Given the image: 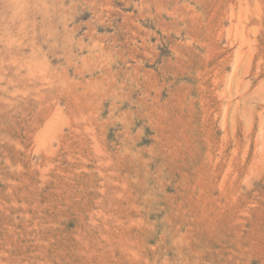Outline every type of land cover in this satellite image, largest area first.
<instances>
[{
    "label": "rangeland",
    "instance_id": "rangeland-1",
    "mask_svg": "<svg viewBox=\"0 0 264 264\" xmlns=\"http://www.w3.org/2000/svg\"><path fill=\"white\" fill-rule=\"evenodd\" d=\"M0 264H264V0H0Z\"/></svg>",
    "mask_w": 264,
    "mask_h": 264
}]
</instances>
